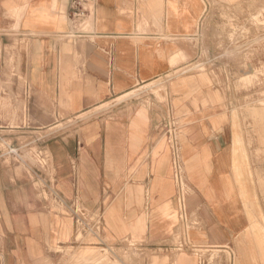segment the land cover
<instances>
[{"label":"crops","instance_id":"0c3cea01","mask_svg":"<svg viewBox=\"0 0 264 264\" xmlns=\"http://www.w3.org/2000/svg\"><path fill=\"white\" fill-rule=\"evenodd\" d=\"M214 1L251 0H94L88 30L73 28L71 0H0V107L18 90L8 80L17 77L7 53L16 41L27 86L22 92L49 136L58 122L44 113L52 105L75 119L168 77L173 54L183 48L182 40L196 35ZM221 63L228 64L232 78L239 74L233 57ZM222 68L220 75L177 77L167 86L180 119L176 136L188 215L205 224L204 230L189 231L179 264H207L197 252L228 247L238 253V264H264V197L257 176L264 175L258 161L264 160V109H254V93L238 88L234 79L228 83ZM112 110L46 137L55 198L100 211L105 228L107 205H113L114 240L138 238L157 247L176 229L165 228L157 209L168 199L173 207L179 204L160 108L146 109L131 99ZM257 151L263 154L257 157ZM19 169L0 160V264H60L52 249L72 239L73 223L48 211L49 201L38 198ZM153 184L156 190L149 194ZM132 213L138 217L124 220ZM159 249L168 253L165 264H173L172 248Z\"/></svg>","mask_w":264,"mask_h":264},{"label":"rangeland","instance_id":"374dc122","mask_svg":"<svg viewBox=\"0 0 264 264\" xmlns=\"http://www.w3.org/2000/svg\"><path fill=\"white\" fill-rule=\"evenodd\" d=\"M89 8L92 13L93 5L90 4ZM246 9L249 12H245ZM86 20L90 22L92 14ZM72 24L73 28L88 30V28H85V24L78 26V23L74 21H72ZM181 44L184 45L183 48L177 50L171 58L173 71L168 77L162 78L158 83H155V86L153 85L155 87L154 90H147L146 87L138 88L133 94L118 99L115 103L105 104L75 119L71 118L61 106L57 108L52 105V108L45 110L44 113L51 115L52 119L58 122L54 126L55 128L47 132L49 136L58 132H71L77 126L78 121H86L92 117L108 115L113 111L114 105H118L125 100L136 99L141 101V105L146 109L160 108L163 118L160 132L170 142L166 120L169 117L174 120L178 136L180 119L175 113L174 107L169 104L168 83L174 78L192 74L201 76H206L207 74L220 75L221 61L230 57L234 58L235 63L238 62L239 74L236 71L234 78H232L230 75L232 70L231 72L229 71L228 64L222 68L225 76H227L228 83H232V79H234L238 88L242 87L252 91L255 95L254 109H264V0L233 1L227 5L214 1L211 5L207 4V13L196 35L182 40ZM7 53L9 55V67L11 70L14 69L11 72L17 76L16 80L15 77L10 75L8 80L12 86L17 83L18 90L16 92L11 90V97L4 99L0 107V158L16 153L17 155L15 157L11 156L6 164L19 167V170L26 174L25 176L29 178L36 189L38 198H46L49 201L48 211L57 210L70 217L73 223L72 239L68 243L59 244L52 249L60 257L59 263L165 264L169 260L168 253L163 249L157 250V247L169 246L172 248L170 254L173 264H179L183 260V255H185L183 254V246L186 238H188L189 231L205 229L204 223H200L196 217L190 219L188 213L186 219L183 220L180 217L179 204L174 207L165 205L157 209L156 212L161 216L162 222L166 223L165 228L168 229L176 225V229L171 240L161 242V245L158 244L159 246L157 247H152L145 245L144 241L138 238L114 240V235H117V233L111 227L113 215H110L113 205H107L106 209L108 211L106 213L108 219L105 228L100 211L85 210L81 204L73 207L67 206L56 200L52 183L54 181V170L51 163V155H49L50 161L48 165L42 168L38 162L39 160L29 154L31 148L45 147L44 141L47 142L46 137L49 136L43 135L45 130H43L42 124H38L37 119L33 117V110L29 104L31 100H25L27 97L22 92L26 86V78L21 75L22 57L17 41L8 47ZM256 154L259 157L263 153L257 151ZM258 161L260 164H264V160L259 159ZM257 176L261 186L260 191L264 197V175L261 172ZM183 177L186 184H188L185 172ZM46 178L50 179L51 185L47 183ZM155 190L154 184L148 189L150 194L154 193ZM242 196L244 204L247 206L246 196L243 193ZM167 201L165 202L166 204ZM183 205L184 203L181 204L182 207ZM136 217L138 215L133 216L132 220ZM256 228H259V225ZM134 233H138L137 236H139L140 229L139 231H134ZM197 234L202 238L205 237L203 233L197 232ZM131 235L134 236L135 234ZM190 243L193 244L192 242ZM221 250L223 251L197 253L201 258V262L206 261L207 264H238L237 252H232L229 247Z\"/></svg>","mask_w":264,"mask_h":264},{"label":"built area","instance_id":"2783aa9c","mask_svg":"<svg viewBox=\"0 0 264 264\" xmlns=\"http://www.w3.org/2000/svg\"><path fill=\"white\" fill-rule=\"evenodd\" d=\"M93 1L94 0H71V10H70L69 16L72 21H74L75 23H78V26L85 24V21L89 17L90 12H91L89 6ZM26 95L28 96V93H26ZM166 122L169 128L168 136L170 138L172 153H173L174 180H175V184L178 190L177 198L179 200V206H180L179 208L180 217L184 220L186 219L188 212H187V207L185 204L186 202H185L184 195H183V188H184L185 181L183 177L184 170H183V163L181 160V151H180L179 142L176 136L177 130L174 124V120L171 117H169L168 120H166ZM38 140L40 141V139ZM11 154H13L11 156H14V157L17 155L16 153H11ZM29 154L33 155L39 160L38 162L42 168L46 167L50 161V156L48 154V151L45 149V147L31 148L29 151ZM9 155L7 157L0 158V160H3V162H7L11 157ZM182 203H184V207H181Z\"/></svg>","mask_w":264,"mask_h":264},{"label":"bare ground","instance_id":"6f19581e","mask_svg":"<svg viewBox=\"0 0 264 264\" xmlns=\"http://www.w3.org/2000/svg\"><path fill=\"white\" fill-rule=\"evenodd\" d=\"M89 21V20H88ZM155 86V85H154ZM165 87V86H164ZM154 88L155 87H153V85L152 86H150V88H148L147 90H154ZM161 176H162V174H160ZM148 193L150 194V192L148 191ZM163 197H166V195H164ZM166 205H168L169 207H172V203L169 201V199H168V201H167V204ZM113 209H114V206L113 207H111V213H112V211H113ZM137 210V209H136ZM108 211V209H106V212ZM179 211V210H178ZM133 216H135V214L134 213H132V214H130V215H128L127 217H126V219L124 218V220H126V221H131L132 220V217ZM113 221L111 222V227L113 228V226H114V224H115V222H116V217H113V219H112ZM93 248V247H92ZM77 252V251H76ZM97 252V251H96ZM101 253V252H100ZM99 254V253H98ZM78 256V255H77ZM104 257V256H103ZM185 257V255H183V258ZM82 258V257H81ZM98 258V257H97ZM101 258V257H100ZM94 259H96V258H94ZM93 259V260H94ZM99 259V258H98ZM194 259V258H193ZM84 260V259H83ZM73 261V260H72ZM85 261V260H84ZM96 261V260H95ZM94 262V261H93Z\"/></svg>","mask_w":264,"mask_h":264}]
</instances>
